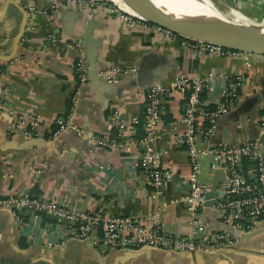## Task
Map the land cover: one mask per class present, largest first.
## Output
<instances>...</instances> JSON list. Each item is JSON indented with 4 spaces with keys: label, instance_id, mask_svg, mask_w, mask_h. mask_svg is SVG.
<instances>
[{
    "label": "crops",
    "instance_id": "0c3cea01",
    "mask_svg": "<svg viewBox=\"0 0 264 264\" xmlns=\"http://www.w3.org/2000/svg\"><path fill=\"white\" fill-rule=\"evenodd\" d=\"M50 2L0 0V195H47L104 214L158 213L164 230L189 235L183 204L171 202L186 193L190 169L182 139V98L162 97V122L147 144H129L126 138L122 148L110 149L97 141L116 139V111L125 122L141 115L137 90L167 89L181 74L205 80L207 106L222 99L229 80L243 79L235 107L219 119L210 143L238 145L264 135V55L234 50L224 56L199 55L182 45L178 35L165 36L147 22L133 18L131 27L115 13L98 7L89 12L78 4L51 16ZM89 20L95 24L90 31ZM89 48L95 50L99 77L110 66L134 73L115 84L101 77L87 80L77 105L79 133L52 137L53 118L64 116L71 106L74 64L81 55L87 58ZM10 110L38 112L43 121L35 134L24 137L12 132ZM132 132V140L145 135L142 127ZM147 150L184 178L154 184L138 166L137 158ZM203 158L209 165L210 157ZM42 165L45 170L38 174ZM212 177L213 172L208 180L199 175L201 182ZM21 215L23 227L8 210H0V264H264V230L243 240L238 250L216 257L156 250L126 257L73 240L68 226L52 215ZM207 216L210 222L217 220Z\"/></svg>",
    "mask_w": 264,
    "mask_h": 264
},
{
    "label": "built area",
    "instance_id": "2783aa9c",
    "mask_svg": "<svg viewBox=\"0 0 264 264\" xmlns=\"http://www.w3.org/2000/svg\"><path fill=\"white\" fill-rule=\"evenodd\" d=\"M107 3L105 1L96 5L94 3L89 4L85 0H51L48 9L53 16L66 5L78 4L89 12L96 11V7H98L107 12L115 13L121 21L131 27L135 25L134 19L137 20V23L139 21L145 22L127 12L121 13ZM30 9L37 12L34 7H30ZM157 29L165 36L174 37V34L169 30L160 27ZM181 43L194 49L199 55L224 56L234 54L231 50L214 43L185 38L182 39ZM245 64L246 66L250 65L247 60ZM74 71L76 82L70 95L71 106L64 116L53 118L52 123L55 128L52 137L59 136L67 129L78 131L75 123L77 105L81 90L88 80V70L83 55L79 56L75 62ZM133 73V69L123 71L116 66H110L100 71V77L106 83L115 84L124 75L130 76ZM242 84L243 79L241 78L235 81L229 80L222 99L214 106H207L203 102L202 95L205 92L206 84L202 78H191L181 74L167 89L157 87L147 91L137 90L136 97L143 101L141 115L133 116L129 122H125L116 111L114 113L116 139L110 141L103 137L97 141L100 145L110 149L122 148L126 138H128L129 144H147L151 137L158 134L162 122V97L166 94L167 96L174 94L182 98L180 119L185 126L182 139L186 146L190 169L187 174L186 193L181 198L171 202L183 204L191 226L189 235L180 236L164 230L158 213L126 216L104 214L92 212L76 204L60 202L47 195L35 196L30 193L0 195V208L14 207L12 212L22 227L24 225L21 215L23 212H30L35 218H39L42 214L52 215L68 226L72 238L78 240L90 238V245L101 246L106 251L112 249L136 250L142 247L175 252H216L231 249L236 240L229 233L215 232L198 221V216L206 202L205 196L211 184V181H200L199 162L203 157L209 156L210 173L215 169L226 172V181L218 186V189L223 192L222 199L216 198L212 206V209L221 212V223L248 232L254 228L256 222L264 221V135L238 145L210 143V138L216 132L219 119L235 107ZM9 112L12 115V132H17L24 137L35 134L43 121V117L38 112L29 113L13 110ZM138 125H141L145 135L139 140H134V138L132 140L130 135L133 134L132 131ZM137 159L139 168L156 185L183 177L177 175L170 165L162 163L159 155L152 150L142 151ZM44 170L45 167L42 165L36 172L42 174Z\"/></svg>",
    "mask_w": 264,
    "mask_h": 264
},
{
    "label": "water",
    "instance_id": "95a60500",
    "mask_svg": "<svg viewBox=\"0 0 264 264\" xmlns=\"http://www.w3.org/2000/svg\"><path fill=\"white\" fill-rule=\"evenodd\" d=\"M106 1V0H105ZM108 1V0H107ZM166 11L171 16L177 24L181 26L179 27H170L166 24V20L163 17H160V20L163 24L154 23L143 16H135L137 18L142 19L143 21L152 24L154 26L162 27L164 29L170 30L173 34H176L182 38L196 40L201 42L214 43L222 46L228 50L234 51H242L248 53L255 54H263L264 55V32L256 29L254 27H245L243 25L234 24V23H224V22H195L191 20L182 10L181 6L177 2V0H162ZM93 20H89L88 30L90 31L91 26L94 27ZM93 30V29H92ZM247 41L253 44H258L263 50H254L248 47V45L243 42ZM95 50L93 48H89L88 56L85 59L87 64V78L90 81L91 79H100L98 76L97 62L95 60ZM94 79V80H95ZM87 85V84H86ZM85 85V86H86ZM66 131H74V129H67ZM63 133V132H62ZM61 133V134H62ZM227 179L226 172L224 170L215 169L213 171V177L211 179V184L209 191L206 194V202L204 207L202 208L201 214L198 216V221L204 224L208 229L213 230L215 232H227L233 237L236 241L231 249L221 250L216 252H203V251H194V252H175L172 250H164L157 249L152 247H142L140 249H112L111 252L114 253H122L126 257H134L140 254H144L150 250L163 251L174 255L180 256H200V257H216L221 255L230 254L240 248V245L243 240L250 238L251 236L257 235L264 230V221H259L254 224V228L248 232H243L237 230L236 228L230 225H224L220 222L221 212L212 209L213 204L215 203L216 198L221 200L223 196V192L218 189L220 183L225 182ZM14 207H3L0 210H8L13 218L16 220L12 209ZM23 211V210H22ZM209 213L215 216L217 220L210 222ZM207 219V220H206ZM208 221V222H207ZM78 242L89 244V239L86 240H78L74 239ZM90 245V244H89ZM92 246V245H91ZM50 264H54L50 262Z\"/></svg>",
    "mask_w": 264,
    "mask_h": 264
},
{
    "label": "bare ground",
    "instance_id": "6f19581e",
    "mask_svg": "<svg viewBox=\"0 0 264 264\" xmlns=\"http://www.w3.org/2000/svg\"><path fill=\"white\" fill-rule=\"evenodd\" d=\"M260 1V7H264V0ZM177 2L181 6L183 12L195 22H231L242 25L236 20H229L227 15L222 14L210 3V0H177ZM127 4H122L123 9L131 15L143 16L158 24H163L160 20V17H163L167 21L166 24L170 27L181 28V26L168 14L162 0H139L134 2L127 0ZM140 9H142L141 12ZM243 42H245L251 49L258 51L263 50L258 44H253L247 41Z\"/></svg>",
    "mask_w": 264,
    "mask_h": 264
},
{
    "label": "rangeland",
    "instance_id": "374dc122",
    "mask_svg": "<svg viewBox=\"0 0 264 264\" xmlns=\"http://www.w3.org/2000/svg\"><path fill=\"white\" fill-rule=\"evenodd\" d=\"M128 1L134 2L139 0H128ZM85 2L89 4L94 3L97 5V3L105 2V0H100V1L85 0ZM106 2H108L107 4L110 5L111 7H115L121 13L126 12L123 9L122 4H127V0H109V1L106 0ZM210 3L216 9H218L222 14L227 15L229 20L231 21L236 20L245 27H254L264 32V7H260L261 5L260 0H210ZM141 11L142 9H140V12ZM203 159L205 158L200 159V161L202 160L201 162L202 173L200 174V179L206 180L207 177L209 176L210 168L207 161ZM99 248L102 249L101 246H99Z\"/></svg>",
    "mask_w": 264,
    "mask_h": 264
},
{
    "label": "trees",
    "instance_id": "16d2710c",
    "mask_svg": "<svg viewBox=\"0 0 264 264\" xmlns=\"http://www.w3.org/2000/svg\"><path fill=\"white\" fill-rule=\"evenodd\" d=\"M176 37H177V38H180V39H183V38L180 37V36H176ZM204 94H205V93H204ZM204 94H203V95H204ZM70 95H71V94H70ZM203 95H202V97H203ZM137 128H138V130H139V128L141 129V125H138ZM137 133H138V132H137Z\"/></svg>",
    "mask_w": 264,
    "mask_h": 264
}]
</instances>
